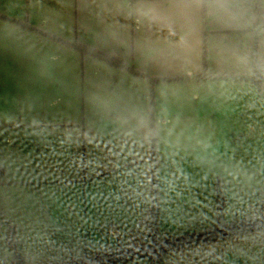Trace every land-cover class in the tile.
<instances>
[{
	"label": "crops",
	"instance_id": "1",
	"mask_svg": "<svg viewBox=\"0 0 264 264\" xmlns=\"http://www.w3.org/2000/svg\"><path fill=\"white\" fill-rule=\"evenodd\" d=\"M221 2L0 0V24L6 25L0 46H23L24 56L38 63L47 60L48 49L80 51L83 67L97 61L110 72L98 76L89 70L79 77L75 55L58 64L63 74L24 73L5 82L21 98L36 92V107L52 114L50 120L0 125V226L8 227L21 251L27 248L38 256L70 252L72 263L79 264L256 262L264 241L229 255L217 241L260 230L170 249L156 260L115 257L140 246L134 228L140 220L179 240L218 228L224 232L261 215L264 196L249 195L251 182L239 181L255 173L264 180V126L254 115L253 95L201 89L206 84L251 85L248 52L254 20L259 26L264 12L254 14L245 7L233 11ZM228 16L239 21L222 25ZM173 85L185 89L179 98L190 106H176L168 93ZM150 92L152 173L158 175L155 213L141 207L128 188L129 183H144L137 164L143 162V123L150 118L142 110ZM164 111L173 119L158 117ZM58 112L69 117H56ZM217 183L223 201L234 206L233 223L218 218ZM244 193L248 196L243 199ZM133 211L141 219L133 221ZM127 214L133 232L128 239ZM42 256L32 263L19 257V263L51 264L40 263ZM109 256L114 257L96 262Z\"/></svg>",
	"mask_w": 264,
	"mask_h": 264
},
{
	"label": "rangeland",
	"instance_id": "2",
	"mask_svg": "<svg viewBox=\"0 0 264 264\" xmlns=\"http://www.w3.org/2000/svg\"><path fill=\"white\" fill-rule=\"evenodd\" d=\"M221 4L226 8L237 11L241 7H245L247 9H253L254 14L257 12H264V0H222ZM232 21H239V18L232 17V19L228 16V18L223 17L221 19L222 25H229ZM257 21L254 20V30L252 33L253 37V46H251V50H249L250 59L253 57V64L251 61L247 67L248 73H250L251 85L242 87L240 85H226L223 83L216 84H206L202 87L201 91L204 90L206 92H210L213 90H219V92H234L244 90L251 93L253 95V109L254 115L260 117L261 123L264 126V20H260L259 26L256 25ZM6 25L0 24V33L6 31ZM3 34V33H2ZM23 46H0V125H6L11 122H28L34 118L40 120H50L52 119V114H46L45 112H40V109L37 108L39 104L38 96H36V92L32 93L28 97H19L17 95V91L15 90V86L13 84L8 85L5 82L10 80L9 77H15L20 74L28 73L31 75H38V74H52V73H60L63 74L64 70L62 67H58V64L63 63L64 60H70L71 58H75V51L66 52L63 49L59 50H51L48 49L47 60L41 63L34 61L30 58H26L23 52ZM235 49H240V46H235ZM254 51V53H252ZM252 53V54H251ZM50 56H52V60H50ZM77 74L80 77L84 72L89 73V70L97 74L106 75L110 74L106 69H102V67L94 61L91 64L83 67L81 63V53L77 51ZM66 58V59H65ZM251 64V66H250ZM61 65V64H60ZM58 71V72H57ZM76 73V70H75ZM177 85L171 86L168 90L170 96L175 97V104L176 106H190L191 103L187 99H180L179 97L183 96L182 93L185 92V89L177 88ZM200 92V91H198ZM151 93V94H150ZM147 95V107L146 110H142L145 112L147 116H149L150 120L149 123H143L146 125L142 136L144 138L143 144L140 146V158L143 161L142 163L137 164V168L140 170L141 179L144 183H136L135 185L129 183L128 188H132L136 192V197H138L139 203L141 207L144 208H151V211L156 212L157 205H158V175H154L152 173V153L155 151V128L152 124V117L154 116L153 109H151V103L153 101V92H150ZM189 102V103H188ZM153 104V103H152ZM37 106V107H36ZM194 106V105H192ZM160 111V110H159ZM226 111H230V106L226 103ZM159 116L162 117L161 119H173L172 113L169 114L167 111L158 112ZM56 117L65 118L69 117L68 115L60 114L59 112L55 114ZM152 116V117H151ZM155 125L156 119H154ZM210 120L208 119L207 122ZM262 126V127H263ZM264 129V128H263ZM1 130V129H0ZM3 132V131H2ZM262 137H264V130L261 132ZM149 156V158H146ZM152 158V159H151ZM155 161V159H154ZM156 177V178H155ZM229 180L231 179L230 176H226ZM225 179V178H224ZM248 180L252 184V190L249 195L253 197L257 196H264V180L262 177L258 176L256 173L254 176H240V180ZM130 181V180H128ZM160 186L162 184V179H159ZM227 179L224 180V183H227ZM235 181V180H233ZM238 181V182H239ZM155 184L157 185L155 191ZM140 190V193H139ZM217 196L220 194V184L217 183L216 185ZM156 192V193H155ZM139 194V195H138ZM248 193L243 194V199L247 198ZM162 202L166 204L168 201L169 195L165 188V185L162 187ZM221 198V194H220ZM222 207H221V218L226 221L228 219V223H233L234 219V206L231 204L224 202L221 198ZM177 207V205H175ZM179 210L177 207L176 211ZM260 214V207H258ZM217 213H218V206H217ZM224 213V214H223ZM133 221L141 219L140 212L136 213L133 211ZM130 214L126 215V230L124 238L128 239L130 236L132 237L133 232L130 229V221H129ZM133 223V222H132ZM133 226V225H132ZM235 228V227H234ZM259 231L256 235L250 236H241L239 239L229 238L217 241L219 250L223 254H230L231 252L238 251L242 249L241 246H259L261 245L262 241H264V228H260L253 231ZM249 231V232H253ZM252 236V237H251ZM260 251V256L257 258L254 264H264V252L262 248H258ZM168 251V250H167ZM164 251L163 253H165ZM161 253V255L163 254ZM43 254V253H42ZM22 255V256H21ZM160 255V256H161ZM23 256L26 257V261L29 263L37 261V259L41 256L38 254L32 253L25 248L23 251L16 245V242L13 241L12 237L10 236L9 229L6 225L0 226V264H20L19 257L22 259ZM158 256L157 258H159ZM43 258L40 259L41 262L51 263V264H70L74 261L75 255L73 253H66L62 252L60 254H55L54 256H42ZM46 258V259H45ZM156 258V259H157ZM84 259V257L82 258ZM155 259V260H156ZM99 261V260H96Z\"/></svg>",
	"mask_w": 264,
	"mask_h": 264
},
{
	"label": "built area",
	"instance_id": "3",
	"mask_svg": "<svg viewBox=\"0 0 264 264\" xmlns=\"http://www.w3.org/2000/svg\"><path fill=\"white\" fill-rule=\"evenodd\" d=\"M261 207L263 212L260 216L232 229L243 230L264 228V198L261 201ZM134 228L141 237L140 246L131 250H126L115 257L122 258L127 256H141L144 258H149L150 260H155L168 248L177 246L183 242H189L194 239H198L200 237L192 236L184 239L172 240L169 239L164 232L158 231L154 225L146 220L135 222Z\"/></svg>",
	"mask_w": 264,
	"mask_h": 264
},
{
	"label": "trees",
	"instance_id": "4",
	"mask_svg": "<svg viewBox=\"0 0 264 264\" xmlns=\"http://www.w3.org/2000/svg\"><path fill=\"white\" fill-rule=\"evenodd\" d=\"M109 61L111 63L117 64V62H114V61H111V60H109ZM251 64H253V57L251 58ZM0 174H1V172H0ZM221 201L222 200H221L220 194H219V196H218V218L219 219L221 217V207H222V202ZM154 213H155V210H154ZM230 229H228L227 231L221 232V231H219L220 229L218 228L214 232H207L205 234L199 235L200 237L198 239H194V240L189 241V242H183V243H181V244H179L177 246L170 247L167 250L181 248V247L188 246V245H195V244H198V243H201V242H208V241L213 240V239H221V238H226V237L237 236V235H240V234L247 233L249 231L257 230V229H243V230L237 229V230H233L232 228H230ZM258 229H260V228H258ZM167 250H165V251H167ZM112 257H114V256H109V257H106L104 259H97L99 261H96V262H101V263L105 262V261L107 262ZM139 257H141V256H127V257L119 258V260H128V259L139 258ZM71 264H79V263H71ZM85 264H88V263H85Z\"/></svg>",
	"mask_w": 264,
	"mask_h": 264
},
{
	"label": "water",
	"instance_id": "5",
	"mask_svg": "<svg viewBox=\"0 0 264 264\" xmlns=\"http://www.w3.org/2000/svg\"><path fill=\"white\" fill-rule=\"evenodd\" d=\"M261 211L263 212V209H262V207H261Z\"/></svg>",
	"mask_w": 264,
	"mask_h": 264
}]
</instances>
